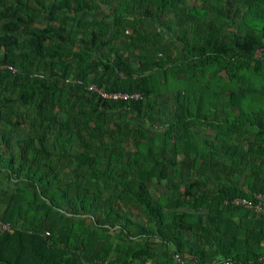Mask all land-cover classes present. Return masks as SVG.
Returning <instances> with one entry per match:
<instances>
[{"label": "trees", "instance_id": "obj_1", "mask_svg": "<svg viewBox=\"0 0 264 264\" xmlns=\"http://www.w3.org/2000/svg\"><path fill=\"white\" fill-rule=\"evenodd\" d=\"M4 65L0 102L38 123L20 135L0 110V264H264V216L224 203L264 193V0H0ZM168 87L156 141L131 120L161 121ZM62 156L92 176L61 175Z\"/></svg>", "mask_w": 264, "mask_h": 264}, {"label": "rangeland", "instance_id": "obj_2", "mask_svg": "<svg viewBox=\"0 0 264 264\" xmlns=\"http://www.w3.org/2000/svg\"><path fill=\"white\" fill-rule=\"evenodd\" d=\"M205 1H207V0H184L185 4H187V5L192 4L194 2L201 3V2H205ZM88 16H91V14H89ZM150 27L152 28L151 25H150ZM154 38L156 40L158 39V37H154ZM155 46L156 47H158V46L167 47L169 50H171L170 52H172L174 55H176V56L180 55L178 48L174 46L173 39L167 35H164L163 40L160 42H157ZM72 78H73V76H72V74H70L68 79L72 80ZM162 82H164V81H162ZM168 89H169V92H167L165 94L167 96V98H169L166 100L167 106L160 111V115H159V118L161 121H157L156 123L151 124L146 119L145 120H143V119H132L131 120V122H132L131 128H134L136 130H137V128L138 129L140 128L142 130H149V131L153 132L155 134L154 138L156 141H161L162 139H164L165 134H168L167 135L168 138L173 139L174 129H172L170 127V124L173 120L171 118L172 107H173V102H174V99L172 98V93L175 92V90H171L169 87H168ZM159 100L164 101V98L160 97ZM0 110H3L5 112L7 118H12L13 121L18 120L21 122L19 127L16 129V132L20 135L25 134L27 131L29 132L31 129H33L32 122L38 123V121H36V118L34 116L33 109L29 106L21 107L19 104H17L14 101L8 102V103L0 102ZM189 127H190V130L193 133L195 139L198 141L202 140L203 138H211L212 137V131L209 128H207L204 124H199L198 122L191 120L189 123ZM136 130H133V133H135ZM97 146H98V143H96V146L92 149L91 153L95 154V152H97L99 150V148ZM71 150H72V152H77L78 151V145L74 144L72 146ZM124 159L128 160L126 157ZM53 162H54V165L56 166V168L60 171V173H62L61 175H65V176H68L70 178H74V174H73L74 171H79V172L84 173L85 178L92 176V175H89L90 174L89 169H87L85 166H82V167L77 166V164L70 157H64V156L53 157ZM102 162L100 163L101 166H103V164L105 163V160H102ZM75 178H76V176H75ZM95 180L96 179H94V181ZM6 184L7 183L1 178L0 179V195L3 192V190L6 189ZM111 187H112V182H109V186L105 189V194L110 192ZM134 212H136V211H134ZM161 248H162V246L159 244H157L155 246L156 250H159Z\"/></svg>", "mask_w": 264, "mask_h": 264}, {"label": "built area", "instance_id": "obj_3", "mask_svg": "<svg viewBox=\"0 0 264 264\" xmlns=\"http://www.w3.org/2000/svg\"><path fill=\"white\" fill-rule=\"evenodd\" d=\"M7 67L11 71H15V68L12 66H0V68ZM34 76L42 77L41 74L34 73ZM87 90L96 94L97 96L108 99L111 101H121L129 99H139L141 98L139 93H125V92H108L102 88L95 86L94 84H89ZM225 204L241 207L245 210H248L250 213L264 216V193H255L253 198L245 197H234L230 200L224 201ZM13 226L10 222L4 221L0 218V233L12 232ZM173 259L178 264H195V262L190 260H185L179 254L175 253ZM220 264H236L231 260H225Z\"/></svg>", "mask_w": 264, "mask_h": 264}, {"label": "crops", "instance_id": "obj_4", "mask_svg": "<svg viewBox=\"0 0 264 264\" xmlns=\"http://www.w3.org/2000/svg\"><path fill=\"white\" fill-rule=\"evenodd\" d=\"M194 3H197V2H194ZM2 210V207H0V211Z\"/></svg>", "mask_w": 264, "mask_h": 264}]
</instances>
